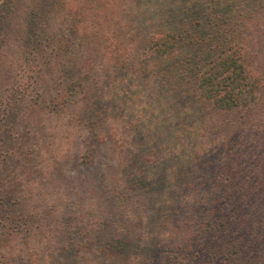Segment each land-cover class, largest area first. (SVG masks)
<instances>
[{"label": "trees", "instance_id": "16d2710c", "mask_svg": "<svg viewBox=\"0 0 264 264\" xmlns=\"http://www.w3.org/2000/svg\"><path fill=\"white\" fill-rule=\"evenodd\" d=\"M0 41L17 48L10 69H26L24 127L54 113L82 131V202L99 217L62 244L52 208L31 217L21 203L64 202L50 173L10 182L0 264L26 250L39 264H264V0H0ZM46 145L59 169L67 156Z\"/></svg>", "mask_w": 264, "mask_h": 264}, {"label": "rangeland", "instance_id": "374dc122", "mask_svg": "<svg viewBox=\"0 0 264 264\" xmlns=\"http://www.w3.org/2000/svg\"><path fill=\"white\" fill-rule=\"evenodd\" d=\"M64 11L61 9L56 12L55 24L60 32L67 33L73 23L67 21L68 17ZM16 32L17 29H12L10 35ZM10 42L0 41V141L3 142V146L0 143V195L10 182L15 187H24L32 184L33 179L38 174L50 173V176H47L50 180L47 191L52 195L58 192L59 197L64 196V202H53V198L28 199L26 197L21 203L24 204V206L22 205L23 210L31 211L29 212L31 217L42 212H49L52 208L50 216L59 225L58 230L65 234L62 236L64 241L62 244H68L70 239L77 241L81 237L83 224L90 222L91 225L98 226L99 220V217L93 213L92 205L82 202L89 180H92L91 172L88 169H82L79 160L82 155V131L75 129V121H71L70 115H55L54 113V115L48 114L43 123H38L39 125L35 129L36 133L34 130L30 131L28 127H24L22 116L24 108H21L22 104H18L22 93L16 88V84L22 76H25L26 69L24 70L23 67L22 69L11 70L8 66L9 61L17 60V48L13 43L10 46ZM5 70L6 72L2 73ZM4 75H7L6 78ZM8 82L10 84H7ZM10 107L16 115L13 116L11 113L7 118ZM5 125L8 127L5 128ZM203 135L205 139H210L205 131ZM8 140L13 141L16 147L14 151H11L13 146ZM224 140L221 141L218 136L212 141L206 140L208 146L211 147V149H207L210 153L206 160L213 162L218 160L219 151L213 150V148L216 145H222ZM49 143L58 146V151L54 152L67 156L59 169H51V165L48 166L51 159H45L40 155L43 150L42 145ZM243 144L244 142L235 141L236 148H240ZM109 170L101 169L106 174L109 173ZM138 211L136 208L135 214ZM9 243L17 252L21 251L13 239ZM26 252L28 253L13 255L14 262L11 264H32L35 262L39 264L41 262L38 260L40 256L36 255H31L30 261V251L26 250ZM55 252L57 249L52 251V253Z\"/></svg>", "mask_w": 264, "mask_h": 264}]
</instances>
